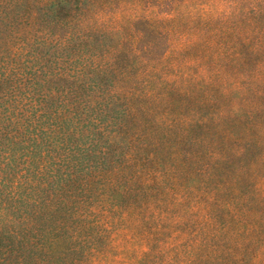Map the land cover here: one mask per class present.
<instances>
[{
	"label": "trees",
	"instance_id": "16d2710c",
	"mask_svg": "<svg viewBox=\"0 0 264 264\" xmlns=\"http://www.w3.org/2000/svg\"><path fill=\"white\" fill-rule=\"evenodd\" d=\"M87 1L0 0V233L32 239L39 264H68L83 244L81 264H112L116 249L128 264H264V0L225 20V37L179 35L183 11L163 9L177 0L119 29ZM58 5L66 33L25 36ZM199 17L193 34L216 28ZM52 42L67 55L57 93L32 63ZM50 178L71 213L41 231L26 208ZM0 264L26 263L2 250Z\"/></svg>",
	"mask_w": 264,
	"mask_h": 264
},
{
	"label": "rangeland",
	"instance_id": "374dc122",
	"mask_svg": "<svg viewBox=\"0 0 264 264\" xmlns=\"http://www.w3.org/2000/svg\"><path fill=\"white\" fill-rule=\"evenodd\" d=\"M156 1L157 0H102L101 2L104 3V5H102L103 10L101 11L98 18L93 16V20L101 23L102 25H109L119 29V27L123 25L129 26L131 19L138 15H151L152 17H159L160 14L158 13V10L153 7V3ZM84 3L85 4H82V6L85 7V5L88 4V1L85 0ZM230 4L231 3L229 0H177L174 4H165L163 9L170 11V9H173L175 5H179L181 11L184 13L182 21L185 22V24L180 29L181 33H179V35L182 37H202L210 35H214V37H225V20H228L231 23H238L245 17L241 14L243 9H246V6L249 8L254 7L255 2L254 0H250L249 2L242 1L239 11H234L231 9ZM56 9H58L60 12L56 11ZM56 9H42L40 11V18H38L36 24H34L36 29L33 30L30 35L25 34V36L57 37L58 33H66V29H61V25L53 23V21L61 23L57 20L58 16L65 14V10L61 8V5H58ZM190 13H192L191 15H195V17L189 16ZM199 16L214 17L216 21L214 19L213 24L215 25L216 28L214 29L216 30H213L216 32L213 30L208 31L209 29H207V27H202L200 32H196V34H193V32L189 31L191 30L190 28H194L195 25H198L196 21L198 18H201ZM202 23L199 24L202 25ZM128 33L130 34L131 31L129 30ZM119 34L121 35L122 31L117 33L116 36ZM177 34L178 33H172L170 34V37L178 36ZM116 36L111 34L108 37ZM148 37H152V35L148 34ZM109 43H111V41L107 40L106 45H109ZM36 47H38V45H36ZM39 47L40 48L34 52L35 54L38 53V58L32 61L36 67H40L39 87H41L43 90L52 89L53 91L58 90V88L62 89V87L66 85V82L64 80L55 82L54 79L58 78L55 73L67 66L65 63L67 55L62 56V52L57 48V45L54 42L50 44H39ZM120 62L124 66L129 65L131 58L126 56L125 53V55L121 56ZM55 92L57 93L58 91ZM52 104L53 106H56L54 102H51V105ZM83 141L91 143L92 137L82 138L81 142ZM43 183L45 184V189L34 190L35 198H38L39 204H35L34 207H28L26 209L29 210V213L33 216V221L38 229L41 231H49L52 229V226L58 222L69 221L68 219L70 218L71 213V202H69L68 199L70 198L71 194H69L70 190L67 189L57 193V195L53 198L50 194L53 192V190L59 187L58 180L56 178L55 180L50 178L46 182L43 181ZM44 184H41L42 187ZM68 202L69 205L67 204ZM23 213L25 212L23 211ZM8 231L12 230L8 229ZM30 241L33 240H29L28 237H15L6 231H1L0 252H2V250L10 252L12 257L17 256L26 264H39L43 262V259H46V257L44 256V253L40 251L41 249H39L37 245H33ZM107 241L108 238L100 236H96L94 240L95 246L98 245L99 248L107 244ZM122 244L127 246L126 243ZM93 246L94 245H92V247ZM88 247L90 246L87 244L79 245L76 251L66 252L65 255H62V257L68 264H81L83 261H85L86 257L88 259V256L90 255L89 254L87 256L86 254L87 251H91V247ZM112 253L113 251L107 252V257L110 256L113 258L112 264H126V262L128 264L131 261L130 259L123 258L122 255L120 257V254L116 255V253H118V249L115 250L114 257L111 255ZM95 259H97L96 264H105L107 261V258H105L104 261H102L100 257Z\"/></svg>",
	"mask_w": 264,
	"mask_h": 264
}]
</instances>
